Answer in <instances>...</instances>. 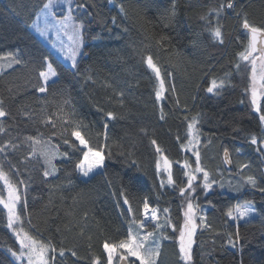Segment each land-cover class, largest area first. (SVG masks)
I'll return each mask as SVG.
<instances>
[{"label": "trees", "instance_id": "trees-1", "mask_svg": "<svg viewBox=\"0 0 264 264\" xmlns=\"http://www.w3.org/2000/svg\"><path fill=\"white\" fill-rule=\"evenodd\" d=\"M45 2L0 0V56L13 53L23 61L0 73V101L8 113L0 118L4 129L0 145L9 141L17 145L7 152V159L0 153V163L8 170L10 161L14 179L24 181L18 184L23 194L18 208L23 226L57 249L49 254L56 256L52 264H93L96 257L106 264L103 244L126 238L132 219L125 197L139 219H143L146 198L152 207H167V216L162 214L170 216L177 229L182 226L183 198L178 188L168 186L164 175L157 173L156 147L174 162L177 184L186 182L181 164L187 158L194 166L195 157L181 145L187 143V125L193 118L198 121L202 164L210 174L219 180L241 175L239 165L247 164L243 177L254 176L257 187L246 185L236 194L214 189L207 196L197 188L194 203L202 206L211 227L197 229L190 264H264V128L260 121L264 98L257 112L251 103V68L239 59L249 41L243 18L264 28V0H233L232 9L226 8L228 0H75L85 5L78 15L85 22L84 53L75 69L33 33L35 17ZM221 4L225 8L217 20L212 10ZM173 9L175 14L168 19ZM85 11L88 15H83ZM217 23L223 43L210 33ZM148 54L165 79L160 101L155 97L158 81L145 63ZM45 57L59 75L40 94L39 71ZM213 79L226 82L208 93ZM120 99L122 105L117 102ZM65 100L87 126L91 145L103 147L105 153L104 167L89 179H82L76 169L81 153L57 137H52V143L72 155L55 161L56 175L45 179L42 159L33 156L25 140L28 136L48 138L56 129L44 121L55 120ZM97 104L118 118L107 120ZM225 149L230 165L223 162ZM237 203L252 205L257 217L242 223L228 219L226 212ZM163 234L168 240L161 245L157 264H184L178 230L166 227ZM9 248L19 251V244L6 227V210L0 206V264H19ZM60 248L65 249L64 257L59 256Z\"/></svg>", "mask_w": 264, "mask_h": 264}, {"label": "snow or ice", "instance_id": "snow-or-ice-1", "mask_svg": "<svg viewBox=\"0 0 264 264\" xmlns=\"http://www.w3.org/2000/svg\"><path fill=\"white\" fill-rule=\"evenodd\" d=\"M65 5L67 6L66 9L64 7ZM233 7V0H228L226 8L232 9ZM84 8V4L78 2L74 4L73 0H46L39 14L35 17L36 23L33 25V28L40 37H45L51 33H55L57 36L62 35L67 37V46L65 47L64 42L61 41L59 47L61 53H63V60H70L71 67L73 68L77 67V57L83 54L81 49L84 41L85 22L83 19L79 18L78 14ZM224 8L225 5L221 4L219 9L212 10L216 13L217 20ZM123 10V5H121V11ZM174 14L175 12L173 9L168 19ZM83 15H88V13L85 11ZM242 27L246 30L250 39L245 50L239 53V59L240 61L247 62L246 66H250L251 68V103L253 108L257 112H260V100L264 98V28L250 24L246 17L243 18ZM210 33L214 40L219 43L224 42L219 23H217L215 27L210 28ZM256 53H258V55H254ZM0 61H6V63L0 65V67L5 69L23 63L20 56L13 53H8L7 56H0ZM145 63L155 74V79L158 81V89L155 91V97L157 101H160L164 98V93L166 91L162 69L154 62V58L150 54L146 56ZM239 66V64L236 65L237 68H239ZM42 68L43 70L39 71V79L42 81V84L38 85L37 90L40 93H45L48 91L50 82L52 84L57 82L55 78L58 77L59 73L47 57L44 58ZM168 75H171V73ZM87 78L92 79L91 76ZM225 82L224 79H213L211 85L207 88V92L214 93V91L223 88ZM172 90H175L174 87ZM119 95L122 97L123 93ZM117 102L121 105L123 104L122 99ZM97 110L104 111L107 120L118 118L116 113L113 111H105L99 107V104H97ZM60 113L61 114L58 115L55 120L50 117L44 121L46 125H51L52 129H56L51 132L48 138H44L43 136H28L25 140L30 142L33 156H37L38 154V158L43 159L46 166L43 173L45 179L49 176H55L58 171L57 165L53 162L54 160L58 158L70 159L72 155V153L68 151H60L59 146L52 143V137H57L64 145H67L75 152L81 153L82 159L76 164V169L84 177H88L94 170L104 167L105 153L103 147H94L91 145L90 139L86 138L87 134L85 133V129L87 126L76 117L75 110L69 101L65 100L63 102L60 107ZM6 115H8V113L3 107V101H0V118ZM260 121L264 123V114L260 115ZM57 122L59 123V127H57ZM197 124L198 121L195 118L188 123L187 143L181 145L182 150L191 151L192 155L195 157L194 166L187 158H185L181 164L186 182L182 181L180 184H177V181L173 178L174 162L164 155L163 150L159 146L156 147V152L159 155V159L156 161L157 173L160 174L163 172L166 174V184L174 189L178 188L179 195L183 198V203L181 204L184 217L182 226L177 229L176 226L172 225L170 216L166 217L163 224L159 223L161 212L169 213L170 210L167 207L162 210L158 207H152L146 198L142 202L143 219H139L135 215V210L131 206L129 198L125 197L124 204L128 205L127 212L132 215V219L126 238L119 240V242H105L103 244V250L107 256L106 264H114V261H116V264H119L120 261L133 264V262L129 260V257L135 258V261H138L139 264H157L161 253L160 244L155 237V233L157 230L166 227H172L173 231L178 230L180 258L184 261V264H190L192 260V246L195 242L194 236L197 229L199 227L206 229L211 227L202 206L198 203H194V201L198 200L196 194L197 188H202L203 194L207 196L208 192L213 189V185L218 183L202 164L199 139L200 133L199 129L196 127ZM104 127L107 129V123H105ZM3 131V126L0 125V132ZM105 140H107L106 133ZM152 143L156 145L155 140H153ZM251 143L253 145L257 144V138L255 136L251 138ZM106 146L107 145H105V147ZM16 148L17 145L11 143V141L5 142L3 145H0V153L4 154L7 159V152ZM223 162L225 164L232 163L227 149H225L223 153ZM176 163L180 162L176 161ZM239 167L243 177V169L247 168L248 165L241 164ZM13 170L14 166L11 165L10 161L8 170L0 163V183H2L3 190L6 192V196L0 194V206L6 210V227L13 232L19 244V251L13 250L12 248H9L8 251L17 261L26 260L27 264H52L56 256H50L49 254L56 253L57 249L50 241L42 240L38 233L32 234L23 226L22 215L18 211V206L21 204L23 194L19 191L18 184H24V181H17L14 179ZM16 175H18V172ZM198 179L200 183H197ZM242 183L251 185L253 188L257 187V181L252 175L243 177ZM164 186L165 180L161 179V187ZM220 187H223V184H220ZM261 191H264V189H261ZM26 207L27 204L25 201V210ZM255 214V209L247 203H237L226 212L228 219L232 221L251 219ZM150 224H154L155 227L152 228V230H147ZM29 225H31L30 220ZM82 234L83 230H81V235ZM150 238L152 239L150 240ZM161 238L167 239L166 236H163V233H161ZM72 255L76 256L77 254L75 251H72ZM59 256H65V249H59ZM93 264H101V258H94Z\"/></svg>", "mask_w": 264, "mask_h": 264}, {"label": "rangeland", "instance_id": "rangeland-1", "mask_svg": "<svg viewBox=\"0 0 264 264\" xmlns=\"http://www.w3.org/2000/svg\"><path fill=\"white\" fill-rule=\"evenodd\" d=\"M73 3L75 4V0H73ZM65 7V9H66V5L64 6ZM80 14V13H79ZM78 14V15H79ZM36 23V20L34 21V24ZM33 24V25H34ZM32 30H33V33H35L36 34V36L42 41V43H44L53 53H54V55L55 56H57L62 62H64L67 66H69V67H71V61L70 60H68V61H65V60H63V53H61V51H60V43H61V41H63L64 42V44H65V47L67 46V43H68V41H67V37H65V36H57L55 33H51V34H49V35H47V36H45V37H40L37 33H36V31H35V29L33 28V26H32ZM54 45H55V47H54ZM81 52L82 53H84V41H83V47H82V49H81ZM83 55V54H82ZM82 55H79L78 57H77V61H79V59L81 58V56ZM3 65L4 63H0V65ZM71 68H73V67H71ZM9 69V68H8ZM8 69H5V68H3V67H0V73L1 72H3V71H6V70H8ZM73 69H75V68H73ZM251 75V74H250ZM55 79H57V78H55ZM51 83V82H50ZM40 94H45V93H40ZM263 99V98H262ZM261 99V100H262ZM261 100H260V102H261ZM262 125H263V128H264V123H262ZM199 139L201 140V137L199 136ZM187 142V141H186ZM200 145H201V141H200ZM262 152H263V157H264V144H263V146H262ZM187 152H190L191 153V151H187ZM192 154V153H191ZM38 155V154H37ZM42 159V158H41ZM59 159V158H58ZM58 159H56V160H54L53 162L55 163V161H57ZM158 159H159V156H158ZM264 159V158H263ZM42 161H43V159H42ZM44 163V162H43ZM44 166H45V164H44ZM46 167V166H45ZM45 170V169H44ZM102 170V168H100V169H96V170H94L92 173H90L89 174V176L88 177H84L81 173H80V175H81V177H82V179H89V178H91L95 173H97V172H99V171H101ZM161 175H164V177H165V179H166V174H164L163 172H161ZM49 177H52V176H49ZM48 177V178H49ZM242 176L240 175V174H233L232 176H230V177H225V178H223V179H218V178H215L217 181H218V183L217 184H214L213 185V189L211 190V191H213L214 189H218V190H220V191H222V192H226V193H230V194H236L237 192H239L240 190H242L243 188H244V186H246V184H243L242 183ZM220 184H223V187H220ZM18 189H19V191H21V189L18 187ZM238 189V190H237ZM211 191H209V192H211ZM208 192V193H209ZM0 194H2V195H4V196H6V192L3 190V185H2V183H0ZM250 205V204H249ZM20 206V205H19ZM19 206H18V208H19ZM252 206V205H251ZM166 216H167V213H166ZM166 216L164 215V214H162V212H161V214H160V219H159V223H161V224H163L164 222H165V219H166ZM257 217V213L251 218V219H246V220H239V221H235V222H243V221H248V220H252V219H255ZM150 227L149 228H154L155 227V225L154 224H150L149 225ZM166 228H161V229H159V230H157L156 231V233H155V237H156V239L158 240V242H159V244H160V248L162 247L161 245H163V242L165 241V239H163V238H161V233H163V230H165ZM148 230V229H147ZM12 232V231H11ZM13 233V232H12ZM14 235V234H13ZM163 236H165V234H163ZM152 238H150V240H151ZM168 240V239H167ZM178 250H179V245H178ZM160 251H161V249H160ZM129 258H131V259H134L135 260V258H133V257H129ZM118 259V258H117ZM17 261V260H16ZM19 264H27V262H26V260H22V261H17ZM114 264H116V261H114Z\"/></svg>", "mask_w": 264, "mask_h": 264}, {"label": "water", "instance_id": "water-1", "mask_svg": "<svg viewBox=\"0 0 264 264\" xmlns=\"http://www.w3.org/2000/svg\"><path fill=\"white\" fill-rule=\"evenodd\" d=\"M249 39H250V37H249ZM258 47H259V45H258ZM254 55H258V53L254 54ZM228 165H230V164H228ZM119 264H128V262H126V261H120Z\"/></svg>", "mask_w": 264, "mask_h": 264}]
</instances>
